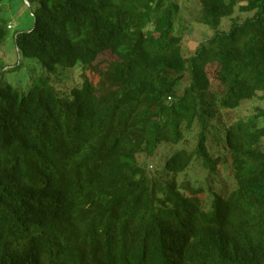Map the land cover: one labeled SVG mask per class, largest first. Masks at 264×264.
I'll return each mask as SVG.
<instances>
[{
    "label": "trees",
    "instance_id": "obj_1",
    "mask_svg": "<svg viewBox=\"0 0 264 264\" xmlns=\"http://www.w3.org/2000/svg\"><path fill=\"white\" fill-rule=\"evenodd\" d=\"M198 6L214 34L187 56L179 0H0V264H264V125L220 117L264 94V0ZM195 125L164 171L140 161ZM197 160L235 187L181 180Z\"/></svg>",
    "mask_w": 264,
    "mask_h": 264
},
{
    "label": "rangeland",
    "instance_id": "obj_2",
    "mask_svg": "<svg viewBox=\"0 0 264 264\" xmlns=\"http://www.w3.org/2000/svg\"><path fill=\"white\" fill-rule=\"evenodd\" d=\"M244 1V0H240ZM181 4V14H182V27L185 30L183 32V52L185 55L190 56L192 55L195 50L198 48L200 43L205 41L206 38H209L212 34H214V29L211 27L196 21L195 15L196 12L199 11V4L201 0H179ZM8 8V6H7ZM252 12H242L239 9V5L232 16L223 18L220 28L221 29H229L230 26L234 21H243L248 15H251ZM12 22L14 23L15 27H30L34 20L30 15L29 9L17 5V8L11 13ZM177 27L181 26V24L177 23ZM15 28V29H16ZM12 52V51H11ZM116 56L113 55L111 51H107L102 53L99 58L97 59V63L100 64L101 67H104L108 61L115 59ZM20 59V60H19ZM21 62V65H20ZM31 62L29 57H19L17 53L14 56L8 57L5 59V63L9 66H17L16 69L11 71H5L1 74L4 78L9 80L14 86L27 88L28 83L30 82L29 79V65L28 63ZM214 69V66H208V70ZM188 76L189 73L186 74V83H188ZM258 115V124L259 126L264 125V94L261 92L259 93L253 100H244L240 107L235 109H223L220 117L222 121L227 122L228 124L236 122L238 119H247L250 117L255 116L257 118ZM222 123V122H221ZM198 128L195 125L193 130L189 132L186 136L187 139L184 141L169 145L168 143H162L159 147L158 151L155 153L154 156L146 157L144 155H140L139 159L143 163H147L148 169L151 172L155 171H164L166 160L169 155L173 152L177 151L179 148L182 147H189L194 148L196 145V134ZM220 131L223 132V128H220ZM217 144L214 146L216 147ZM228 151V149L223 150ZM231 171L229 170H221L219 178L217 176L210 175L208 169L204 164L200 161H194L185 172H181L179 178L181 180H192V182L196 184H201L205 181L206 176L209 173L210 179L212 181H217L214 185V188L223 192V194H228L234 187L235 181L232 178V174H229ZM198 179V180H197Z\"/></svg>",
    "mask_w": 264,
    "mask_h": 264
}]
</instances>
